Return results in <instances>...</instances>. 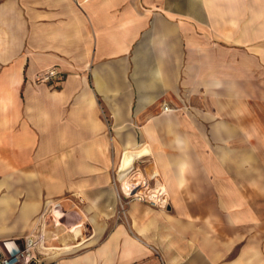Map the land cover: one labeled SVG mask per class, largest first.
<instances>
[{"label":"crops","instance_id":"crops-1","mask_svg":"<svg viewBox=\"0 0 264 264\" xmlns=\"http://www.w3.org/2000/svg\"><path fill=\"white\" fill-rule=\"evenodd\" d=\"M51 68L64 79L37 83ZM138 163L171 206L133 203L131 232L101 242L111 173ZM4 172H47L48 200L89 204L63 200L97 227L55 235L52 258L77 249L57 264H264V0H0ZM38 204L18 229L1 215L0 238Z\"/></svg>","mask_w":264,"mask_h":264},{"label":"rangeland","instance_id":"rangeland-1","mask_svg":"<svg viewBox=\"0 0 264 264\" xmlns=\"http://www.w3.org/2000/svg\"><path fill=\"white\" fill-rule=\"evenodd\" d=\"M145 165H146V163H138L136 165V167L132 168L133 171L131 172L130 175H131V177H133V179L136 177V178L143 180V182L147 183V185L144 186L143 188H147V191L149 194L153 190L157 189L158 185H155L153 183V180L150 178V174L144 170ZM129 173L130 172L126 173L123 176V178H121V179L118 178V172L117 171L111 173V176H112L111 177V187L113 188V191L115 192V202L112 203V205L107 204L104 209H103V207H101V210H105V211H109V212L113 211L114 212L113 213L114 219H108V220L107 219L106 220L100 219L99 221H97V223H99V224H102V225L105 224L106 225L105 226L106 228H105V230H104V232L100 238L101 242H104L108 238L109 233L111 231L115 230L121 224L127 226L131 232L129 210H130V207L133 203H136V202L141 203V201H137L134 198H125V196L123 195V189L121 186H122L123 182L125 181L127 175H129ZM33 175H34V178H32ZM33 179H35V181H37L39 183H41V182L44 183L46 186L35 188L33 186V183H34ZM2 181H3L4 185L0 186V216L3 215L4 217L5 216L9 217L8 223L10 225L17 227V229L21 228L22 224H20L19 222H21L20 221V215H21V211H23V207L26 205V203H28L30 201H32V202L37 201L39 203L37 213L35 214V216L32 219V222H33L32 227L29 230L21 233L22 236H20V237H25L27 234H29L33 230V226L35 227V224L38 222L40 216L46 212L45 210H46L47 201H48V173L47 172H40V173L4 172L3 174L0 173V183ZM23 182H24V186H22V187L16 186L18 183L23 184ZM117 192H119L121 198L117 197ZM73 197H75V199ZM3 200H9L12 203L10 202L6 206L7 201H4V204H3ZM55 200H61L62 204H63V200H70L67 203H70V202H72L71 200H74L78 204V206L81 210H85L86 214L89 212L87 209V208H89V204L87 203V201L83 202L78 195H75V196L72 194L65 195V197L57 198ZM144 203L149 208H153L156 210H159L161 208L159 205H155L154 203L149 202V201L144 202ZM97 206H98V204H97ZM170 206H171V204H168L166 209L169 210ZM207 206L209 207V210H213L215 212H218L221 210L220 206L217 203L216 204L215 203L208 204ZM96 208L98 209V207H96ZM72 209L73 208L67 209V207H66V209L63 208V210H65V212H66V215L63 218H61L60 221L62 222V224L64 226H60V224L58 223L59 221H57V224L55 226L53 219H50L49 223H48V210H47V214H46L47 218H46V222H45L44 226L43 227H41L40 225L38 226V230L41 229L40 232H43L45 234V241H44L45 246H58V247L62 246L63 243H61L58 240H55L53 238L61 230H65V228H64L65 226H66V228H69V229L74 228L77 225L76 222H83L82 234H83L85 243L87 240H89V239L91 240V238L94 237V235L96 233L97 223H92L89 218H85V219H81L80 221H76V219H74ZM56 214L57 215L60 214V211H56ZM87 216L89 217L90 215L87 214ZM2 221L3 220L0 217V226H1ZM16 224H17V226H16ZM66 230L68 231V229H66ZM0 239H2V238H0ZM62 240L66 241V242L69 241L68 238H66V236L63 237ZM71 243H73V242H71ZM94 248L95 247H92L89 249H94ZM76 250L77 249H74L71 252H67V253L65 252L56 258H52L51 255H48V252H50V251L44 250L41 247H40V250H38V251L36 250V252H37L39 258L41 259V262L39 264H57L63 256L65 257L64 254L75 253ZM84 250H86V249H84ZM84 250L80 251L79 253H82ZM73 255H75V254H73ZM135 264H140V263H135Z\"/></svg>","mask_w":264,"mask_h":264},{"label":"built area","instance_id":"built-area-1","mask_svg":"<svg viewBox=\"0 0 264 264\" xmlns=\"http://www.w3.org/2000/svg\"><path fill=\"white\" fill-rule=\"evenodd\" d=\"M63 79L64 74L62 73V71L58 70L57 68H51L43 72L38 77L37 83H48L50 85H55ZM168 109L169 107L165 106V110ZM146 185L142 183L141 188L146 191V194H148L147 188H143ZM153 191L148 195H151ZM123 195L125 196V198H128L124 194V191ZM161 197L162 195L159 194L158 198L160 199ZM129 198H134L137 201L143 199L141 196H132ZM152 203H154L155 205H159L155 202ZM47 210L48 223L50 219H53L55 226L57 224V221H60V219L66 215L65 210H63L61 200H48L45 210L46 212L40 216L35 228L29 234H27L25 237H9L0 239V264H39L41 262V259L39 258L36 250L38 251L40 250V247L42 248V245L45 241V234L43 232H40L41 229L38 230V226H44L47 218ZM56 211H60V214L57 215Z\"/></svg>","mask_w":264,"mask_h":264},{"label":"bare ground","instance_id":"bare-ground-1","mask_svg":"<svg viewBox=\"0 0 264 264\" xmlns=\"http://www.w3.org/2000/svg\"><path fill=\"white\" fill-rule=\"evenodd\" d=\"M130 174L131 172L129 173V175H127L125 181L123 182L121 186L126 197L129 198L132 196H141L143 198L140 200L142 203L147 202V201L155 202V203H158L159 206L161 207L160 210H163V211L167 210L166 208L168 206V194L164 187L158 186L157 189L154 190L151 195H148L146 194V191L141 188L142 183L145 185L147 183L143 182V180L136 178V177L133 179V177H131ZM159 194L162 195L160 199L158 198ZM117 197H120L119 192H117ZM44 247L45 245L43 244L42 248Z\"/></svg>","mask_w":264,"mask_h":264}]
</instances>
